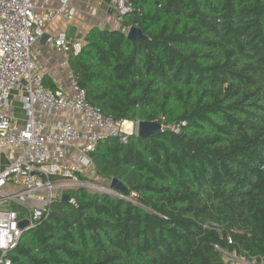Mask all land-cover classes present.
Segmentation results:
<instances>
[{
  "label": "trees",
  "instance_id": "trees-1",
  "mask_svg": "<svg viewBox=\"0 0 264 264\" xmlns=\"http://www.w3.org/2000/svg\"><path fill=\"white\" fill-rule=\"evenodd\" d=\"M126 1L122 28L93 27L71 69L104 114L164 131L101 142L97 174L122 181L124 197L68 190L76 203L57 201L9 257L231 264L228 251L264 260V0ZM133 26L146 37L128 38Z\"/></svg>",
  "mask_w": 264,
  "mask_h": 264
},
{
  "label": "built area",
  "instance_id": "built-area-1",
  "mask_svg": "<svg viewBox=\"0 0 264 264\" xmlns=\"http://www.w3.org/2000/svg\"><path fill=\"white\" fill-rule=\"evenodd\" d=\"M55 1L57 7L33 0H0V264H14L9 253L26 231L48 219L63 194L82 179L98 175L92 154L99 144L110 137L127 143L133 126L139 124L106 115L90 103L72 71L68 88L45 85L47 69L35 58V48L46 34L45 27L71 2ZM103 1L96 0L99 5ZM109 4L119 19L132 10L126 0ZM84 42V37L64 34H48L45 41L64 57V64L73 47ZM16 90L23 118L11 111ZM98 188L124 197L111 181ZM68 201L76 203L71 197ZM25 220L28 225L21 228ZM225 254L232 260L227 261ZM223 257L231 264H264L228 251H223Z\"/></svg>",
  "mask_w": 264,
  "mask_h": 264
},
{
  "label": "crops",
  "instance_id": "crops-1",
  "mask_svg": "<svg viewBox=\"0 0 264 264\" xmlns=\"http://www.w3.org/2000/svg\"><path fill=\"white\" fill-rule=\"evenodd\" d=\"M37 4L46 3L51 7H57L59 3L55 0H33ZM110 0H104L100 5L96 0H71L65 8L64 14L60 15L53 23L45 27L46 34L59 35L64 34L69 38L76 39L77 37H84L93 27L108 28L110 30H118L122 28V23L116 20L114 15H106L107 11L112 13L115 8L110 6ZM114 13V12H113ZM71 26L76 27L75 37L69 36V29ZM75 41V40H74ZM80 46H74L72 54L78 52ZM71 54V55H72ZM70 55V56H71ZM35 58L46 66L47 74L45 78V85L49 88L55 86L68 88L69 74L71 69L70 60L64 64L63 56L59 55L56 50L42 43V40L36 45ZM17 93V94H15ZM11 111L16 116L23 118L24 112L21 103V96L16 90L13 95V104Z\"/></svg>",
  "mask_w": 264,
  "mask_h": 264
},
{
  "label": "water",
  "instance_id": "water-1",
  "mask_svg": "<svg viewBox=\"0 0 264 264\" xmlns=\"http://www.w3.org/2000/svg\"><path fill=\"white\" fill-rule=\"evenodd\" d=\"M76 27L71 26L69 29V36L75 37ZM48 34H44L42 37V43H45ZM146 36L143 34L142 30L136 26H133L128 31V38L132 40L144 39ZM164 131L163 124L159 121H139L137 135L142 138H149L154 135L161 134ZM111 187L119 192L124 193L126 190L125 184L117 178L112 179ZM70 198L68 193L63 194L62 200L68 201ZM28 225V222L22 221L20 223L21 228Z\"/></svg>",
  "mask_w": 264,
  "mask_h": 264
},
{
  "label": "rangeland",
  "instance_id": "rangeland-1",
  "mask_svg": "<svg viewBox=\"0 0 264 264\" xmlns=\"http://www.w3.org/2000/svg\"><path fill=\"white\" fill-rule=\"evenodd\" d=\"M111 11H107L106 13H104V14H106V15H111V14H113L114 16L113 17H115V19L116 20H119V21H122V19H119V16H118V14H117V12H116V10H114L112 13H110ZM73 52V51H72ZM72 54V53H71ZM70 54V55H71ZM70 57V56H69ZM15 94H17V93H15ZM127 126H131L130 124H127ZM132 133H134V134H137V132H138V125H134L133 126V128H132V131H131ZM131 133V134H132ZM3 160H4V157H3ZM109 183V181L108 180H104L103 178H101L100 176H98V175H92V176H90V177H87V178H84V179H82L81 180V183L79 184V185H77V186H74V187H72V188H70L69 190H72V189H77V188H81V187H83V188H86V189H88V190H91V191H99L100 190V188H98V185L99 186H101L102 184H108ZM100 191H102V190H100ZM225 256V259L228 261H230V260H232V256H230L229 254H225L224 255Z\"/></svg>",
  "mask_w": 264,
  "mask_h": 264
}]
</instances>
